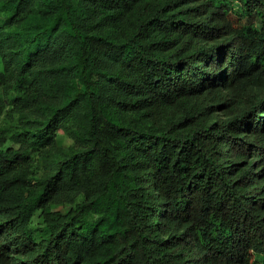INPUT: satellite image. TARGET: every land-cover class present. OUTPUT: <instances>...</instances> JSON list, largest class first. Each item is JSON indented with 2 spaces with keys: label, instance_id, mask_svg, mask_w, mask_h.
Masks as SVG:
<instances>
[{
  "label": "trees",
  "instance_id": "obj_1",
  "mask_svg": "<svg viewBox=\"0 0 264 264\" xmlns=\"http://www.w3.org/2000/svg\"><path fill=\"white\" fill-rule=\"evenodd\" d=\"M0 58V264H264V0H0Z\"/></svg>",
  "mask_w": 264,
  "mask_h": 264
},
{
  "label": "rangeland",
  "instance_id": "obj_2",
  "mask_svg": "<svg viewBox=\"0 0 264 264\" xmlns=\"http://www.w3.org/2000/svg\"><path fill=\"white\" fill-rule=\"evenodd\" d=\"M2 68H3V65H2V60L0 58V70H2ZM66 140L68 141V139H66Z\"/></svg>",
  "mask_w": 264,
  "mask_h": 264
}]
</instances>
